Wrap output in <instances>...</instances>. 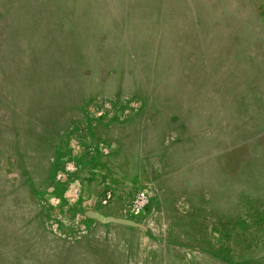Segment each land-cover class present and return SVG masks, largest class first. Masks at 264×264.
Instances as JSON below:
<instances>
[{
    "label": "rangeland",
    "instance_id": "1",
    "mask_svg": "<svg viewBox=\"0 0 264 264\" xmlns=\"http://www.w3.org/2000/svg\"><path fill=\"white\" fill-rule=\"evenodd\" d=\"M66 19L69 25L60 28ZM156 42L162 64L176 76L165 89L175 131L157 132L167 136L162 146L136 134L144 140L136 151L139 167L130 163L127 147L134 145L124 143L101 186L120 194L153 183L147 213L156 218L148 222L154 241L132 240L134 231L115 250L97 227L106 224L103 232H111L118 212L112 219L91 211L89 225L100 224L93 225L95 237H44L30 211L21 213V190L11 191L21 152L48 140L34 151L39 176L51 172L47 162L70 132L107 146L110 135L102 140L72 124L79 125L80 105L94 93L114 95L116 78L98 87L94 74L117 71L119 62L127 97L129 78L153 76ZM118 43L125 51L136 47L135 62L116 52ZM0 68V264H264V0H0ZM87 112L91 121L106 118L91 105ZM65 151L78 157L81 147L71 139ZM173 156L178 167L167 176L164 163ZM156 159L163 166H154ZM46 202L60 201L48 196ZM79 222L75 217L72 227Z\"/></svg>",
    "mask_w": 264,
    "mask_h": 264
},
{
    "label": "trees",
    "instance_id": "2",
    "mask_svg": "<svg viewBox=\"0 0 264 264\" xmlns=\"http://www.w3.org/2000/svg\"><path fill=\"white\" fill-rule=\"evenodd\" d=\"M21 9L23 11L26 10V6H21ZM17 20V18H16ZM72 20V19H71ZM66 20H60L59 25L60 28L65 29L69 24ZM117 36V35H116ZM118 37V36H117ZM152 37H155L160 40V35H154ZM138 41H142L139 39ZM137 41V42H138ZM142 44V43H141ZM140 44V45H141ZM156 48L154 51V55L151 57V74L153 76L149 77V79H143L142 81H138L137 77L136 80L138 81L134 85L133 83L136 81L132 78L130 79V85H131V91L129 92L128 96H122L124 93L123 89V81L125 77L123 76V69L121 70L120 67L122 65H118V70H111L110 72L104 73L102 68L97 69V73L94 75H97V85L98 87L101 84H107L106 79H108V76H110L111 79H115L114 85L116 87V91L114 92V95L112 97H107L105 95L106 91H102L100 93H94L92 96H90L86 103H82L80 105V120L79 125L72 123L75 129H78V131H92L93 133L97 131H93L94 127H97L98 129H105L110 127L111 125L115 126L118 131H138V133H143L144 139L148 138L150 139V133L152 131H175L174 127L176 125V122H174V117L172 114L166 113L165 109H167L166 105H168V101L170 100L168 93L165 92V89H167L170 86H173V79H176V76L173 72L172 66L167 65L165 63L162 64L163 60L161 61V53H160V47L161 44L159 42L154 43ZM138 44V46H140ZM118 51L117 53H123L124 57L128 60L131 59L133 62H135V56L137 53H134V50L136 47L131 50L129 55L127 54V51H125V47L121 45V43H118L116 45ZM159 52V57L158 53ZM116 53V54H117ZM157 53V55L155 54ZM124 59V58H123ZM158 59H160V65H158ZM96 67H102L101 65H96ZM3 68H0L2 71ZM136 71H139V68H136ZM100 75V76H99ZM140 78V75L138 76ZM1 83V81H0ZM3 83V82H2ZM142 84V86L140 85ZM4 85L6 86L5 82ZM120 88V89H119ZM130 102H133L135 104L134 107H128V104ZM107 103L108 108H103V105ZM93 106L95 109V112H101L103 113V117L105 119H96L95 121H91L89 118V114L87 112V106ZM122 113V116H119V114ZM87 117V118H86ZM173 118V122L171 119ZM88 119V120H87ZM166 120V128L163 127V122ZM73 121V120H72ZM106 122L109 124L107 125ZM104 124H106L104 126ZM31 125V124H30ZM83 125V129H82ZM163 127V128H162ZM151 129V130H150ZM69 132V131H66ZM71 133V132H70ZM64 135L60 142L58 143V148H56L55 154H53L49 160H48V168H51L50 173H44L41 172L39 176L34 175V167L38 166L40 162H34L35 155L34 151L41 150L45 143L48 142L46 140L45 142H42L41 145L38 146L37 150H29V148H25L23 152H21V158L22 161L20 162L17 158L18 162V187L11 188V191L17 192V189L21 190V198L22 202H18V204L22 205L21 213L24 211L26 214H29L28 211H30L31 219L34 221V224L38 228V233L43 235L46 238H57L61 242L64 239H67L71 236L77 235L80 237V235H85L86 233L90 232L91 235L96 236L95 234V226L97 222H93V225H89V219L86 216L87 211L90 210H82L79 209V203H81L80 200H78L76 204L73 205H67L65 201L62 199V193L65 190V188L69 185V181H72V179L80 173L82 166H84L88 160V157H92L91 155H94L97 151H94L93 145L94 141H89L88 138L90 136L89 133H85L84 136L79 137L73 132L71 134ZM137 133V134H138ZM166 135V134H165ZM140 135L138 136V138ZM73 139L76 144H78L81 147V151L78 155V157H73L66 153L65 151V145L68 141ZM167 140V136L163 139V143ZM181 140V139H180ZM179 140V141H180ZM10 141V140H9ZM8 141V142H9ZM133 139L130 138L129 145L133 144ZM144 141V140H142ZM0 142H3L0 138ZM4 143V142H3ZM9 144H11L9 142ZM13 144V143H12ZM126 144V143H125ZM2 145V143H1ZM14 145V144H13ZM15 150H17V146L15 145ZM4 147L1 148L2 151ZM117 149V148H116ZM1 151V152H2ZM41 153V152H40ZM16 156L18 157V152L16 153ZM96 155V154H95ZM94 155V156H95ZM93 156V157H94ZM94 159V158H93ZM32 160V161H31ZM115 159L112 158L111 162ZM24 162V163H23ZM43 163V160L42 162ZM66 164H72L74 167V171L72 173H65L63 171V168ZM117 162L114 163V168L117 167ZM108 170V169H107ZM57 173H60L62 175L61 181H55V175ZM43 174V175H42ZM38 179V183L40 182L41 188H35L36 186L33 185V180ZM35 186V187H34ZM145 187H139L135 188L133 190H128L125 193L117 194L114 191H109L106 188H101L99 191V195L96 199H94V206H92L93 209H100L105 206L110 205L111 203L118 204V214L119 218L118 222L120 223H126L131 226L138 227V229H141V227L145 226L147 224L148 220V213L146 214L143 221L137 222V221H129L124 214V211H126L129 202L134 195V193L140 189H147L150 193V199L149 202H151L152 197H155L152 192V186L144 185ZM109 192L111 195L110 203L108 202L105 206H101L99 204L100 199L103 197L105 192ZM48 196L57 198L60 202L57 207H52L47 204L46 198ZM150 204V203H149ZM64 205H67V207L64 208ZM93 212V211H91ZM95 213V212H93ZM25 214V213H23ZM29 214V215H30ZM79 217L80 220V228L78 227H72L71 221L74 220L75 217ZM104 218H112V217H104ZM62 219H68L70 220V223L68 225H62L61 222ZM113 219V218H112ZM151 218L150 220H152ZM127 221V222H126ZM135 222V223H133ZM162 222V220L160 221ZM119 223V224H120ZM140 223V225H138ZM116 224V223H115ZM142 224V225H141ZM163 222L160 226H162ZM71 225V227H70ZM118 225V224H117ZM73 228V229H72ZM44 231V232H43ZM98 235V234H97ZM144 236H148L149 242L154 241V238L150 237L147 233L144 231ZM78 237V238H79ZM78 241V240H75ZM156 241V240H155ZM71 242V241H70Z\"/></svg>",
    "mask_w": 264,
    "mask_h": 264
},
{
    "label": "crops",
    "instance_id": "3",
    "mask_svg": "<svg viewBox=\"0 0 264 264\" xmlns=\"http://www.w3.org/2000/svg\"><path fill=\"white\" fill-rule=\"evenodd\" d=\"M116 90H114L113 92H115ZM97 132H99L100 134H97ZM94 133L95 136H101V139L103 140V138L105 137V135H110V137L112 139H114L113 141H111L107 146L102 145V142H98V141H94V145H93V149L94 151H97L94 155H91L92 157H88L87 160L88 162L82 166V169L80 171V173H78L73 179L72 181H69V185L75 183L78 186V194L76 196L75 200H69V196H70V192H69V188L66 187V190H64L63 194H62V199L65 201V203L67 205H73L78 203L77 201L80 200L81 203L77 204L79 205V209L82 210H90L95 212L96 214H98L101 217H112V218H117L116 217V212H118V204L116 203H111L108 206H105L103 208L100 209H93L92 206L94 204V199L97 198L98 196V192L101 190V186L104 185L105 182H107V179H105L106 176V171L107 169H111L112 167L114 168V163H116V161H112V156L115 155L116 153H118L121 148L122 145H124V143H126V141L128 140V142L126 144H129V139L132 138L134 147H127L129 149V152H131L130 158H131V166H133L134 168L137 166L139 167V160H137L138 158H136V151L138 150V144H143V141H140L138 136H135L138 131H113L114 133H112V131H97ZM158 131H152L150 139H148L147 141H149L151 144H158L160 146H162V141L165 138V134H161L159 136V134H157ZM123 138V140H122ZM136 138V139H135ZM117 148V149H116ZM94 156V157H93ZM143 157V156H142ZM141 157V159H142ZM94 158V159H93ZM160 160L156 159L154 161H152V163H155L154 166H156L157 168H160L161 166H163L162 163H159ZM141 164L142 161H141ZM146 163H144L145 165ZM161 164V165H160ZM118 165V164H117ZM164 165L169 166V168H165V172L167 173V176L169 174H172L174 169H176L177 166V158L175 156H173V158H170L169 161H165ZM170 169H172L171 171H169ZM181 169V166H180ZM163 170V169H162ZM162 170L159 171L158 170V174L160 175L162 174ZM156 172V171H155ZM114 173V171H113ZM115 174V173H114ZM104 176V178L102 179V177ZM105 179V180H104ZM152 182V181H151ZM152 186L153 187V183H149L147 185ZM152 200H154V197H152L150 204L153 202ZM92 205V206H91ZM87 206H91V207H87ZM87 211V212H90ZM151 218H153L154 221H156V218H154L152 216V210L151 212H149V216H148V222H152L153 220H150ZM148 222L145 225L144 229H138V227L135 226H131L129 224L126 223H120L117 226H115V229H112L111 232H103L104 229L106 228V224L105 225H100L99 223H96L97 225L99 224L101 227H97L100 228L102 230V232H100V230H98V234L102 235L101 238H106L108 237V239H111V242L109 245L113 246V249L117 250L118 246L121 244L120 243V239L122 238V236L126 237L127 234H131L132 232L136 231V236L135 233H132L131 237L132 240L134 238H136L137 240H142L143 242L148 240V236H144V231L145 233H147L148 235H150V237L155 238V236L153 235V233L151 232V227L148 226ZM93 225V224H90ZM116 225V224H113ZM161 222L160 220L158 221V226L160 227ZM96 228V227H95ZM151 228V229H150ZM153 231H155V229H152ZM97 233V230H96ZM126 235V236H125ZM115 238V240L113 241L112 238ZM134 243V242H133ZM147 244V243H146Z\"/></svg>",
    "mask_w": 264,
    "mask_h": 264
},
{
    "label": "built area",
    "instance_id": "4",
    "mask_svg": "<svg viewBox=\"0 0 264 264\" xmlns=\"http://www.w3.org/2000/svg\"><path fill=\"white\" fill-rule=\"evenodd\" d=\"M63 171L65 173H72L74 171V167L72 164H67L63 168ZM55 179L57 181L62 180V175L60 173H57L55 175ZM70 192V196L68 197L69 200H75L76 196L78 194V186L73 183L71 185L67 186ZM149 199H150V193L147 189H140L134 193L132 196L129 205L124 211V214L128 219H131L132 221H143L147 212H148V206H149ZM111 200V195L107 191L104 193L103 197L100 199L99 204L101 206H105L109 201Z\"/></svg>",
    "mask_w": 264,
    "mask_h": 264
}]
</instances>
